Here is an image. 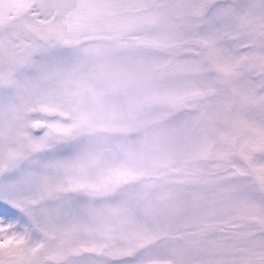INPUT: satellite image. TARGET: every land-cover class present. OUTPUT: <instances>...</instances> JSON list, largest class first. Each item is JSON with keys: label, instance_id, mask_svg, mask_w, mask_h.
Listing matches in <instances>:
<instances>
[{"label": "snow or ice", "instance_id": "1", "mask_svg": "<svg viewBox=\"0 0 264 264\" xmlns=\"http://www.w3.org/2000/svg\"><path fill=\"white\" fill-rule=\"evenodd\" d=\"M81 59L163 79V194ZM0 264H264V0H0Z\"/></svg>", "mask_w": 264, "mask_h": 264}, {"label": "rangeland", "instance_id": "2", "mask_svg": "<svg viewBox=\"0 0 264 264\" xmlns=\"http://www.w3.org/2000/svg\"><path fill=\"white\" fill-rule=\"evenodd\" d=\"M95 42L88 40L83 44ZM75 77L80 85L103 91L106 104L119 111L123 122L139 126L128 138L148 146L140 164L147 172L144 177H150L138 184L160 185L154 188L158 194L172 187L170 182L179 175L178 139L170 102L162 93L163 79L147 67L100 59H81ZM89 199L101 203L107 198ZM106 219L111 221V217Z\"/></svg>", "mask_w": 264, "mask_h": 264}, {"label": "flooded vegetation", "instance_id": "3", "mask_svg": "<svg viewBox=\"0 0 264 264\" xmlns=\"http://www.w3.org/2000/svg\"><path fill=\"white\" fill-rule=\"evenodd\" d=\"M133 133H134V132L129 133L128 135H132ZM138 182H139V181L134 182L133 185H122V188L130 187V186H135V185L138 184ZM95 197H96V198H98V197H106L107 199H114V198H115L114 195H108V196H105V195H96Z\"/></svg>", "mask_w": 264, "mask_h": 264}]
</instances>
